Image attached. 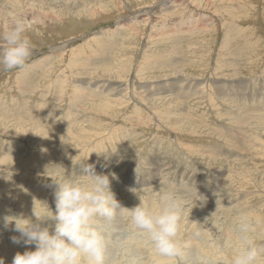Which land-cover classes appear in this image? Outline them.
<instances>
[{"label":"rangeland","instance_id":"374dc122","mask_svg":"<svg viewBox=\"0 0 264 264\" xmlns=\"http://www.w3.org/2000/svg\"><path fill=\"white\" fill-rule=\"evenodd\" d=\"M164 2L0 0V33L23 19L34 45L25 69L0 70L4 264L35 249L13 243L19 233L14 225L4 228V215L29 217L33 205L42 211L43 203L55 211L49 176L81 174L74 163L89 154L84 163L97 174L118 177L111 187L124 207L136 206L138 196L156 206L164 188L178 191L187 204L180 231L185 259L155 255L125 216L112 226L106 264H231L242 216L251 217L252 235L264 246V0ZM239 28H255L256 44L239 36ZM257 264H264V254Z\"/></svg>","mask_w":264,"mask_h":264},{"label":"clouds","instance_id":"9594fccd","mask_svg":"<svg viewBox=\"0 0 264 264\" xmlns=\"http://www.w3.org/2000/svg\"><path fill=\"white\" fill-rule=\"evenodd\" d=\"M28 31L26 21L16 19L8 30L0 33V70L27 67L34 52ZM95 152L99 156L103 151ZM89 156L74 163L81 166V174L49 176L54 185L55 211L43 203L42 211L33 205L29 217L4 215V228L14 225L13 231L19 233L12 237L13 243L35 245L34 250L17 252L11 264H106L112 226L118 217L125 216L152 246L155 255L183 260L187 245L180 231L187 204L178 191L161 189L156 206L150 199L138 196L136 206L124 207L111 187V180L118 179L116 174H97L94 165L84 163ZM254 230L250 217H240L234 228L240 247L231 264H257L264 254V246H259L252 235ZM195 235L199 237L201 233ZM0 264H4L3 259Z\"/></svg>","mask_w":264,"mask_h":264},{"label":"bare ground","instance_id":"6f19581e","mask_svg":"<svg viewBox=\"0 0 264 264\" xmlns=\"http://www.w3.org/2000/svg\"><path fill=\"white\" fill-rule=\"evenodd\" d=\"M25 1V0H24ZM165 0H163V4L165 3L164 2ZM169 1V0H168ZM27 2V1H26ZM67 2V1H66ZM94 3H97V1L95 2V1H93ZM92 2V3H93ZM99 2H100V0H99ZM104 2V1H103ZM16 3V2H15ZM46 3V2H45ZM254 3V2H253ZM20 4V3H19ZM26 4V3H25ZM221 4V3H220ZM219 4V5H220ZM244 4V3H243ZM6 5V4H5ZM41 5V4H40ZM90 5V4H89ZM191 5V4H190ZM225 5V4H224ZM43 6V5H42ZM91 6V5H90ZM95 6V5H94ZM93 6V7H94ZM222 6V5H221ZM3 7V6H2ZM218 7H220V6H218ZM225 8H226V6H224ZM13 8V7H12ZM28 8V7H27ZM65 8V7H64ZM85 8V7H84ZM230 8V7H229ZM228 8V9H229ZM21 9H22V7H21ZM21 9H19V11H18V13L20 12V10ZM67 9H68V7H67ZM87 9V8H86ZM23 10V9H22ZM21 10V11H22ZM50 10V9H49ZM65 10V9H64ZM70 10V9H69ZM66 11V10H65ZM71 11V10H70ZM84 11V10H83ZM82 11V12H83ZM38 12V11H37ZM60 12V11H59ZM69 12V11H68ZM40 13V12H39ZM47 13H48V11H47ZM52 13V12H51ZM79 13V12H78ZM220 13V12H219ZM53 14V13H52ZM221 14V13H220ZM223 14V13H222ZM4 15V13L2 14V16ZM47 15V14H46ZM76 15H77V13H76ZM229 15V14H228ZM5 16V15H4ZM62 16V15H61ZM230 16V15H229ZM246 16V15H245ZM17 17V16H16ZM95 17V16H94ZM243 17V16H242ZM0 18H1V16H0ZM159 18H161V17H159ZM171 18V17H170ZM169 18V19H170ZM228 18V17H227ZM84 19V18H83ZM101 19V18H100ZM107 19V18H106ZM229 19V18H228ZM243 19V18H242ZM7 20V19H6ZM231 20V19H230ZM3 21V20H2ZM229 21V20H228ZM239 21H240V19H239ZM248 21V20H247ZM12 22V21H11ZM240 22H242V20L240 21ZM246 22V21H245ZM7 23V22H6ZM10 23V22H9ZM28 23V22H27ZM90 23V22H89ZM162 23V22H161ZM233 23V22H232ZM238 23V22H237ZM182 24V23H181ZM230 24H231V22H230ZM236 24V23H235ZM241 24V23H240ZM239 24V25H240ZM243 25H244V23H242ZM3 25V24H2ZM8 25V24H7ZM204 25V24H203ZM242 25V26H243ZM30 26V25H29ZM81 26V25H80ZM182 26V25H181ZM241 26V27H242ZM10 27V26H9ZM73 27V26H72ZM122 27V25L120 24H118L114 29H112V30H114V32L116 31V30H118V29H120ZM5 28V27H4ZM3 28V29H4ZM159 28V27H158ZM238 28V27H237ZM251 28H252V26H251ZM251 28H249V30L247 31V30H240V28H239V30H237V34L239 35V36H244L245 38H247V43L248 44H253L255 41H258L257 39L259 38V37H257V31L256 32H253L254 31V29L252 30ZM2 29V28H1ZM6 29V28H5ZM8 29V28H7ZM257 29V28H256ZM54 30V29H53ZM111 30V31H112ZM251 30H252V33H254V34H251ZM70 31V30H69ZM247 31V32H246ZM4 32V31H3ZM105 32H107V30L105 31ZM109 32H110V30H109ZM113 32V31H112ZM102 33V32H101ZM104 33V32H103ZM119 33V32H118ZM226 33V32H225ZM246 33H247V35H246ZM107 34V33H106ZM105 34V35H106ZM111 35V34H110ZM237 35V36H238ZM53 36V35H52ZM112 36V35H111ZM110 36V37H111ZM169 36V35H168ZM72 37V36H71ZM107 37V36H106ZM157 37V36H156ZM161 37V36H160ZM49 38V37H48ZM91 38H92V36H91ZM253 38V39H252ZM43 39V38H42ZM41 39V40H42ZM175 39V38H174ZM261 39V38H260ZM264 39V38H263ZM155 40V39H154ZM157 40V39H156ZM262 40V39H261ZM96 41V40H95ZM175 41V40H174ZM109 42V41H108ZM100 44H104L103 43V41L102 42H99ZM150 43V42H149ZM226 43V42H225ZM262 44L261 45H263V42H261ZM108 44V43H107ZM147 44V43H146ZM227 44V43H226ZM244 44H246V41H245V43ZM254 44H256V43H254ZM259 45V44H258ZM132 46V45H131ZM193 46V45H192ZM255 46V45H254ZM99 47V46H98ZM133 47V46H132ZM175 47H176V45H175ZM249 47V46H248ZM260 47V46H259ZM263 47V46H262ZM261 47V48H262ZM101 48V47H100ZM169 48V47H168ZM171 48H173V47H171ZM171 48H170V50H171ZM252 48H254V47H252ZM105 49H107V48H105ZM178 48H176V50H177ZM246 49V48H245ZM248 49H251V48H248ZM169 50V51H170ZM179 50V49H178ZM183 50V49H182ZM234 50V49H233ZM256 50V49H255ZM256 51H258V49L256 50ZM85 52V51H84ZM101 52L103 53V51L101 50ZM106 53H107V51H106ZM146 53V52H145ZM142 54V53H141ZM202 54V53H201ZM237 54V53H236ZM246 54V53H245ZM228 55V54H227ZM234 55V54H233ZM91 56V55H90ZM97 56V55H96ZM226 56V55H225ZM104 57V56H103ZM238 57V56H237ZM240 57V56H239ZM242 57V56H241ZM101 59V58H100ZM237 59V58H236ZM229 60V59H228ZM231 60V59H230ZM226 61V60H225ZM233 61V60H232ZM220 62H222V61H220ZM229 62V61H228ZM237 62V61H236ZM80 65V64H79ZM225 65V64H224ZM36 66V65H35ZM262 67H263V65H261ZM34 67V66H33ZM154 67V66H153ZM214 67V66H213ZM145 68V67H144ZM36 70V69H35ZM110 70V69H109ZM255 71V70H254ZM161 73V72H160ZM213 73V72H212ZM255 73V72H254ZM262 73V72H261ZM73 74V73H72ZM71 74V75H72ZM137 74H138V72H137ZM177 74V73H176ZM256 74V73H255ZM261 75V74H260ZM259 75V76H260ZM1 76V75H0ZM25 76V75H24ZM59 76H61V75H59ZM21 77V76H20ZM67 77V76H66ZM76 77V76H75ZM137 77V76H136ZM261 77V76H260ZM37 78V77H36ZM64 78V77H63ZM94 78V77H93ZM19 79H21V78H19ZM23 79V78H22ZM21 79V80H22ZM29 79V78H28ZM214 79V78H213ZM259 79V78H258ZM82 80V79H81ZM215 80V79H214ZM239 80V79H238ZM241 81V80H240ZM245 81V80H244ZM222 82V81H221ZM232 82V81H231ZM234 82V81H233ZM65 83V82H64ZM199 83H201V82H199ZM105 85V84H104ZM138 86H139V84H137ZM219 85V84H218ZM232 85H233V83H232ZM234 85H235V83H234ZM136 86V85H135ZM142 86V85H141ZM161 86V85H160ZM196 86V85H195ZM24 87V86H23ZM140 87V86H139ZM162 87V86H161ZM234 88H236L235 86H233ZM239 87V86H238ZM237 87V88H238ZM49 88V87H48ZM92 88V87H91ZM113 88V87H112ZM137 88V87H136ZM25 89V88H24ZM62 89V88H61ZM89 89V88H88ZM133 89V88H132ZM145 89V88H144ZM162 89V88H161ZM160 89V90H161ZM183 89V88H182ZM218 89V88H217ZM22 90V89H21ZM65 90V89H64ZM80 90V89H79ZM104 90V89H103ZM140 90V89H139ZM228 90V89H227ZM164 91H165V89H164ZM190 91V90H189ZM211 91V90H210ZM23 91H21V93H22ZM53 92V91H52ZM74 92V91H73ZM219 92V91H218ZM115 93V92H114ZM145 93V92H144ZM224 93V92H223ZM82 94V93H81ZM100 94V93H99ZM126 94V93H125ZM138 94V93H137ZM189 94H191V93H189ZM220 94V93H219ZM218 94V95H219ZM243 94V93H242ZM55 95V94H54ZM65 95V94H64ZM76 95V94H75ZM127 95V94H126ZM222 96H223V94H221ZM68 96V95H67ZM88 96V95H87ZM186 96H188V95H186ZM20 97V96H19ZM73 97V96H72ZM16 98V97H15ZM42 98V97H41ZM89 98V97H88ZM135 99V98H134ZM235 99V98H234ZM18 100V99H17ZM136 100V99H135ZM82 101V100H81ZM140 101V100H139ZM19 102H20V100H19ZM27 102V101H26ZM236 102V101H235ZM238 102V101H237ZM153 103V102H152ZM151 103V104H152ZM166 104H168V103H166ZM239 104V103H238ZM59 105V104H58ZM71 105V104H70ZM74 105V104H73ZM79 105V104H78ZM154 105V104H153ZM237 105V104H236ZM13 106V105H12ZM18 106V105H17ZM39 106V105H38ZM173 106V105H172ZM48 107V106H47ZM69 107V106H68ZM72 107V106H71ZM148 107H150V106H148ZM151 107H153L152 105H151ZM178 107V106H177ZM9 108V107H8ZM13 108V107H12ZM141 108V107H140ZM14 109V108H13ZM50 109V108H49ZM149 109H151V108H149ZM155 109V108H154ZM178 109V108H177ZM235 109V108H234ZM240 109V108H239ZM9 110V109H8ZM19 110V109H18ZM182 110V109H181ZM263 110V109H262ZM39 111V110H38ZM50 111V110H49ZM144 111V110H143ZM149 111V110H148ZM252 111V110H251ZM9 112V111H8ZM8 112H7V115H8ZM37 112V111H36ZM256 112V111H255ZM19 113V112H18ZM185 113H187V108H186V112ZM184 112H183V114H185ZM10 114V113H9ZM13 114V113H12ZM14 114H16L17 115V112L16 113H14ZM146 114V113H145ZM176 114V113H175ZM179 114V113H178ZM247 114V113H246ZM22 115V114H21ZM66 115H67V113H66ZM149 115V114H148ZM234 115V114H233ZM236 115V114H235ZM26 116V115H25ZM39 116V115H38ZM71 116V115H70ZM176 116V115H175ZM183 116V115H182ZM185 116V115H184ZM183 116V117H184ZM246 116V115H245ZM249 116V115H248ZM7 117H9V116H7ZM10 117H12L11 116V114H10ZM9 117V118H10ZM45 117V116H44ZM159 117V116H158ZM179 117V116H178ZM183 117H179V120L178 121H181L180 120V118H183ZM186 117V116H185ZM234 117V116H233ZM263 117V116H262ZM4 118H5V116H4ZM14 118V117H13ZM17 118V117H16ZM42 118V117H41ZM78 118V117H77ZM131 118H133V117H131ZM135 118V117H134ZM221 118V117H220ZM2 119V118H1ZM45 119V118H44ZM81 119V118H80ZM126 119V118H125ZM157 119V118H156ZM177 119V118H176ZM243 120H242V122L244 121V117L242 118ZM248 119V118H247ZM251 119V118H250ZM6 120V119H5ZM19 120L20 119H18V120H16V124L19 122ZM36 120H37V118H36ZM105 120V119H104ZM132 120V119H131ZM169 120V119H168ZM174 120V119H173ZM263 120V119H262ZM1 121V120H0ZM18 121V122H17ZM27 121V120H26ZM110 121V120H109ZM157 121V120H156ZM171 121V120H170ZM67 122V121H66ZM70 122V121H69ZM106 122H108V121H106ZM240 122H241V120H240ZM245 122V121H244ZM11 123V122H10ZM20 123V122H19ZM18 123V124H19ZM27 123V122H26ZM40 123H41V121H40ZM44 123H47V122H44ZM183 123V122H182ZM222 123V122H221ZM262 123V122H261ZM6 124V123H5ZM12 124V123H11ZM15 124V123H14ZM17 124V125H18ZM30 124V123H29ZM33 124V123H32ZM49 124V123H48ZM178 124V123H177ZM181 124V123H180ZM191 124V123H190ZM244 124V123H243ZM19 125H21V126H23L24 125V123H23V125L22 124H19ZM46 125V124H45ZM139 125V124H138ZM237 125V124H236ZM3 126H5V125H3ZM15 126V125H14ZM49 126V125H48ZM68 126V125H67ZM158 126V125H157ZM176 126V125H175ZM181 126V125H180ZM179 126V127H180ZM190 126V125H189ZM194 126V125H193ZM242 126V125H241ZM8 127V126H7ZM18 127V126H17ZM31 127H33L32 125H31ZM124 127V126H123ZM184 127V126H183ZM14 128H16V126L14 127ZM23 128V127H22ZM44 128V127H43ZM184 128H186V127H184ZM237 128H239V127H237ZM2 129H4V127L2 128ZM54 129V128H53ZM114 129V128H113ZM181 129V128H180ZM231 129H233V128H231ZM8 130V129H7ZM20 130H21V127H20ZM20 130H19V132H20ZM178 130V129H177ZM191 130V129H190ZM193 130V129H192ZM219 130V129H218ZM0 131H2V130H0ZM11 131H14V130H12L11 129ZM43 131H44V129H43ZM167 131V130H166ZM3 132L4 131H2V134H3ZM8 132H10V131H8ZM197 132V131H196ZM199 132V131H198ZM257 132V131H256ZM6 133V132H5ZM18 133V132H17ZM117 133V132H116ZM7 134V133H6ZM5 134V136H7ZM94 134H95V132H94ZM125 134H127V133H125ZM185 134V133H184ZM196 134V133H195ZM11 135V134H10ZM9 135V136H10ZM238 135V134H237ZM254 135H256V134H254ZM13 136H15V135H13ZM40 136V135H39ZM193 136V135H192ZM234 136V135H233ZM3 137V136H2ZM57 137V136H56ZM117 137V136H116ZM6 138V137H5ZM30 138V137H29ZM238 138V137H237ZM24 139V138H23ZM110 139V138H109ZM259 139V138H258ZM1 140V139H0ZM19 140V139H18ZM104 140V139H103ZM107 140V139H106ZM239 140V139H238ZM15 141V140H14ZM25 141V140H24ZM27 141V140H26ZM211 141V140H210ZM5 142V141H4ZM31 142V141H30ZM42 142V141H41ZM112 142V141H111ZM21 143V142H20ZM226 143V142H225ZM30 144V143H29ZM105 144V143H104ZM15 145V144H14ZM53 145V144H52ZM4 146V145H3ZM220 146V145H219ZM108 147V146H107ZM122 147V146H121ZM6 148V147H5ZM4 149V148H3ZM2 149V150H3ZM66 149H67V147H66ZM119 149V148H118ZM204 150V149H203ZM7 151V150H6ZM198 151H199V149H198ZM201 151V150H200ZM16 152V151H15ZM207 154V153H206ZM4 155H5V153H4ZM96 155V154H95ZM1 156V155H0ZM210 156V155H209ZM4 157V156H3ZM21 157H22V155H21ZM0 160H1V158H0ZM106 160V159H105ZM33 161V160H32ZM1 163V162H0ZM177 163V162H176ZM106 168V167H105ZM210 171V170H209ZM123 172V171H122ZM221 174V173H220ZM261 174V173H260ZM128 175H129V173H128ZM163 175V174H162ZM214 175V174H213ZM245 175V174H244ZM12 176V175H11ZM36 176V175H35ZM154 176V175H153ZM183 178V177H182ZM13 179V178H12ZM157 179V178H156ZM224 179V178H223ZM202 180V179H201ZM159 182V181H158ZM237 182V181H236ZM147 183V182H146ZM249 183V182H248ZM126 184V183H125ZM115 185V184H114ZM168 185H170V184H168ZM191 185V184H190ZM154 186V185H153ZM176 187V186H175ZM216 187V186H215ZM248 187V186H247ZM23 188H25V187H23ZM29 188V187H28ZM178 188V187H177ZM188 188V187H187ZM191 188V187H190ZM156 189V188H155ZM165 190H166V188H164ZM194 189V188H193ZM192 189V190H193ZM19 190V189H18ZM21 190V189H20ZM19 190V191H20ZM23 190V189H22ZM174 190V189H173ZM187 191V190H186ZM13 192V191H12ZM17 192V191H16ZM150 192V191H149ZM188 192V191H187ZM235 192V191H234ZM21 193V192H20ZM159 193V192H158ZM198 193V192H197ZM157 194V193H156ZM185 194V193H184ZM243 194V193H242ZM246 194V193H245ZM118 195V194H117ZM159 195V194H158ZM199 195V194H198ZM15 196V195H14ZM120 196V195H119ZM157 196V195H156ZM188 197H189V194H188ZM191 197V196H190ZM193 197V196H192ZM191 197V198H192ZM195 197V196H194ZM224 197V196H223ZM42 198V197H41ZM187 198V197H186ZM196 198V197H195ZM205 198V197H204ZM206 198H208V197H206ZM222 198V197H221ZM120 199V198H119ZM159 199V198H158ZM184 199V198H183ZM188 199V198H187ZM185 200V199H184ZM190 200V199H189ZM193 200V199H192ZM199 200V199H198ZM232 200V199H231ZM239 200V199H238ZM23 201V200H22ZM28 201V200H27ZM205 201V200H204ZM156 202V201H155ZM198 204V203H197ZM196 204V206H198ZM189 205V204H188ZM224 205V204H223ZM240 205V204H239ZM21 206H23V205H21ZM40 206V205H39ZM49 206V205H48ZM206 206V205H205ZM52 207V206H51ZM200 207V206H199ZM230 208V207H229ZM233 208V207H232ZM195 209V208H194ZM198 209V208H197ZM201 209V208H200ZM204 210V209H203ZM244 210V209H243ZM254 212V211H253ZM214 213V212H213ZM217 214V213H216ZM246 214V213H245ZM7 215V214H6ZM204 215V214H203ZM232 215V214H231ZM251 218V217H250ZM185 219V218H184ZM200 219V218H199ZM208 220V219H207ZM217 220V219H216ZM121 221H123V220H121ZM236 221V220H235ZM190 222V221H189ZM195 222V221H194ZM263 222V221H262ZM218 223V222H217ZM211 224V223H210ZM255 224V223H254ZM214 225V224H213ZM235 225V224H234ZM10 227V226H9ZM121 227V226H120ZM208 227V226H207ZM224 228V227H223ZM258 228V227H257ZM116 229V228H115ZM198 229V228H197ZM196 229V230H197ZM10 230V229H9ZM188 230V229H187ZM224 230V229H223ZM257 230V229H256ZM188 232V231H187ZM256 232V231H255ZM189 233V232H188ZM18 234V233H17ZM119 234V233H118ZM121 235V234H120ZM19 236V235H18ZM124 237V236H123ZM115 238V237H114ZM117 238V237H116ZM232 238V237H231ZM195 239V238H194ZM197 239V238H196ZM115 240V239H114ZM121 241V240H120ZM197 241V240H196ZM116 242V241H115ZM260 242V241H259ZM232 243V242H231ZM112 244V243H111ZM196 244V243H195ZM118 245V244H117ZM119 245H120V243H119ZM111 246V245H110ZM194 246V245H193ZM220 247V246H219ZM110 248V247H109ZM188 248V247H187ZM186 248V249H187ZM190 248V247H189ZM194 248V247H193ZM195 249V248H194ZM213 249V248H212ZM153 251V250H152ZM187 251H188V249H187ZM215 252H217V251H215ZM227 252V251H226ZM1 253H3V252H1ZM109 253V252H108ZM113 253V252H112ZM112 253H110V254H112ZM203 253V252H202ZM192 254V253H191ZM130 255V254H129ZM113 256V255H112ZM132 256V255H131ZM152 256H153V254H152ZM115 257V256H114ZM113 257V258H114ZM3 258V257H2ZM185 259V258H184ZM194 259V258H193ZM165 260V259H164ZM167 260V259H166ZM208 260V259H207ZM135 261V260H134ZM190 261V260H189ZM192 261V260H191ZM206 261V260H205ZM107 262V261H106ZM133 262V261H132ZM164 263V262H163ZM192 263V262H191ZM198 263V262H197ZM137 264V263H136ZM167 264V263H166Z\"/></svg>","mask_w":264,"mask_h":264}]
</instances>
